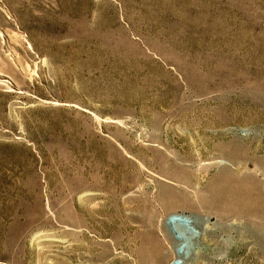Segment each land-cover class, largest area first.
Returning a JSON list of instances; mask_svg holds the SVG:
<instances>
[{"label":"rangeland","instance_id":"374dc122","mask_svg":"<svg viewBox=\"0 0 264 264\" xmlns=\"http://www.w3.org/2000/svg\"><path fill=\"white\" fill-rule=\"evenodd\" d=\"M0 264H264V0H0Z\"/></svg>","mask_w":264,"mask_h":264},{"label":"bare ground","instance_id":"6f19581e","mask_svg":"<svg viewBox=\"0 0 264 264\" xmlns=\"http://www.w3.org/2000/svg\"><path fill=\"white\" fill-rule=\"evenodd\" d=\"M175 216H177V215H175ZM176 240V239H175ZM183 260H184V257L181 255V251L179 250L178 251V253H177V259H176V262L178 263H180V262H183Z\"/></svg>","mask_w":264,"mask_h":264}]
</instances>
